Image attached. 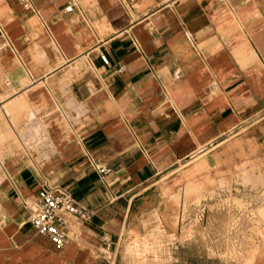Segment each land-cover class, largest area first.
Returning a JSON list of instances; mask_svg holds the SVG:
<instances>
[{"label":"crops","instance_id":"0c3cea01","mask_svg":"<svg viewBox=\"0 0 264 264\" xmlns=\"http://www.w3.org/2000/svg\"><path fill=\"white\" fill-rule=\"evenodd\" d=\"M251 167L264 177V0H0V264H128L123 237L156 196ZM52 186L92 212L66 216L60 249L28 222ZM230 188L264 204V185Z\"/></svg>","mask_w":264,"mask_h":264},{"label":"rangeland","instance_id":"374dc122","mask_svg":"<svg viewBox=\"0 0 264 264\" xmlns=\"http://www.w3.org/2000/svg\"><path fill=\"white\" fill-rule=\"evenodd\" d=\"M252 171L251 167L249 171L237 172L232 179L218 178V186L226 188L222 191L163 194L158 208L156 196L149 215L139 218L126 230L121 251L127 263L162 264L175 258L186 264L196 258L197 264L206 259L212 264H249L256 256L263 257L264 227L254 221V216L257 212L264 214V204L244 205L237 198V190L230 188L236 182L264 185V177L254 179ZM205 198L212 205H207ZM158 232L166 238L158 237ZM170 244L177 245L176 254L163 255L160 248ZM205 247L212 250L207 257Z\"/></svg>","mask_w":264,"mask_h":264},{"label":"built area","instance_id":"2783aa9c","mask_svg":"<svg viewBox=\"0 0 264 264\" xmlns=\"http://www.w3.org/2000/svg\"><path fill=\"white\" fill-rule=\"evenodd\" d=\"M32 0H17L24 9L31 7ZM127 4H133L136 0H121ZM72 6L71 1L64 7L69 10ZM103 64L108 60L105 55H99ZM123 69L122 64L116 65V71ZM91 165L98 174L103 176L111 172V168L97 159H91ZM92 212L85 206L77 203L65 190L57 187H46L38 190L34 201L33 209L28 217L31 227L39 234L45 235L56 249L64 246L66 233V216L72 215L77 219L86 221L90 218Z\"/></svg>","mask_w":264,"mask_h":264},{"label":"bare ground","instance_id":"6f19581e","mask_svg":"<svg viewBox=\"0 0 264 264\" xmlns=\"http://www.w3.org/2000/svg\"><path fill=\"white\" fill-rule=\"evenodd\" d=\"M262 212H264V211H262ZM263 216V215H262Z\"/></svg>","mask_w":264,"mask_h":264}]
</instances>
